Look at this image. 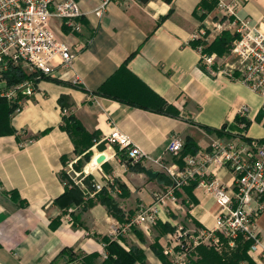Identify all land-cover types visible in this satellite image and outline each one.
I'll use <instances>...</instances> for the list:
<instances>
[{
  "label": "crops",
  "instance_id": "obj_1",
  "mask_svg": "<svg viewBox=\"0 0 264 264\" xmlns=\"http://www.w3.org/2000/svg\"><path fill=\"white\" fill-rule=\"evenodd\" d=\"M74 1L81 12L80 32H69L58 18L50 20L55 38L69 43L75 52L71 68L57 66L53 77L38 81L34 96L13 111L8 131L0 133V264H65L56 259L64 248H72L76 255L70 264H103L104 237L126 252L139 249L144 264H165L155 251L173 264L164 251L176 231L213 229L219 208L198 180L175 191L174 201L166 199L153 220L132 224L138 212L152 206L155 196L170 186L162 165L179 169L187 156L208 151L215 135L204 127L226 126L232 134L239 132L234 119L243 108L249 126L240 132L264 139L261 96L223 74V67H214L213 76L202 71L204 56L213 57L217 65L222 56L202 54L189 43L199 40L209 45L224 31L235 34L238 20L264 30V0H217L212 11L197 15L193 12L201 0L119 1L109 3L102 17L95 14L99 0ZM220 1L234 6V13L221 9ZM233 62L224 61L223 66ZM123 65L149 92L127 77L116 79L112 92L145 106L155 103L154 94L176 108L178 116L91 94ZM60 97L66 98L67 108L59 106ZM68 115L95 137L87 150L88 161L60 128ZM114 133L126 138L143 158L130 164L121 161L106 140ZM172 136L183 145L190 143L189 150L170 156L166 147ZM100 155L105 159L97 164ZM209 170L213 176L204 183L215 176L228 190H235L231 172L215 165ZM147 172L157 176L150 178ZM71 187L81 192L82 200L63 209L57 200ZM102 197L115 203L117 215L108 211ZM255 224L264 240V205ZM219 239L221 252L199 247L186 264H214L206 259L208 251L229 257L246 243L229 247L222 236ZM246 256L239 264H254L249 247Z\"/></svg>",
  "mask_w": 264,
  "mask_h": 264
},
{
  "label": "built area",
  "instance_id": "obj_2",
  "mask_svg": "<svg viewBox=\"0 0 264 264\" xmlns=\"http://www.w3.org/2000/svg\"><path fill=\"white\" fill-rule=\"evenodd\" d=\"M132 3L137 0H99L95 10L102 17L109 3ZM246 1V0H242ZM219 7L229 14L230 7L219 2ZM81 12L74 0H0V100L6 102L13 111L20 109L22 103L30 100L38 81L53 77L55 68H71L75 52L67 42L57 40L51 28V18H58L69 32H80ZM238 37L231 43L229 55L234 59L225 64L221 72L232 80L246 85L261 96L264 101V30L250 26L248 20H238L235 32ZM201 47L198 48L201 51ZM206 63L213 57L204 56ZM236 74V76H234ZM76 81V80H75ZM76 83V82H75ZM246 109L239 115L244 117ZM227 130V129H226ZM237 137L212 140L208 151L189 155L179 169L169 170L162 165L171 179L164 193L157 194L152 206L142 209L132 220V224L142 225L153 220L158 207L166 204V199L174 201V192L194 181L210 194L218 205V214L213 229H198L192 232L177 230L169 240L164 253L173 264H186L189 256L199 247L223 250L222 236L229 247L238 241L249 243V252L254 264H264V240L257 232L256 219L264 205V139L247 138L244 132ZM110 146L116 145L126 151L124 163L139 162L143 154L133 149L126 138L117 133L106 138ZM183 149L178 136H172L166 152L177 157ZM222 167L231 172L235 190L230 191L214 176L210 166ZM251 203L256 207L252 209ZM244 264H250L248 262Z\"/></svg>",
  "mask_w": 264,
  "mask_h": 264
},
{
  "label": "trees",
  "instance_id": "obj_3",
  "mask_svg": "<svg viewBox=\"0 0 264 264\" xmlns=\"http://www.w3.org/2000/svg\"><path fill=\"white\" fill-rule=\"evenodd\" d=\"M139 3L145 4L150 0H137ZM166 4L172 3L173 0H163ZM217 5V0H201L199 4L196 6L194 10V14L197 15L198 11L201 12H210L212 11L215 6ZM203 15L200 16V18L203 19ZM238 37V35L230 34L229 32H222L218 37L214 39V41L206 45L203 42H200L199 40L191 41L189 44L193 49H198L201 47V53L210 55L212 53H215L218 56L223 55L226 53L231 46V43ZM202 71H205V69L202 66V63L199 67ZM210 74V73H209ZM212 75V74H210ZM213 76V75H212ZM236 76V74L234 75ZM130 78V79H136L131 75V73L127 70L126 66L123 65L115 72L96 92H92V95L95 96H102V97H108L110 99L116 100L118 102L125 103L130 106L134 107H140L143 109H151L155 112L168 115L171 117H177L178 111L173 106L167 104L165 101H163L161 98L157 97L154 94H151L152 101L154 100L155 103L153 105L145 106L144 103H141V101H135L128 96L121 97L117 95L116 93L112 92L110 90V87L114 83V81L118 78ZM137 80V79H136ZM138 81V80H137ZM139 86L146 91L147 88L141 84V82L138 81ZM80 90H83L82 88H79ZM58 104L61 107V109L67 108L66 104V98L60 97L58 100ZM13 113V108L8 106L5 101L0 100V133L8 131V119L9 116ZM234 123L240 127L241 131H246L249 126V121L245 117H241L239 114L235 116ZM63 131L67 132L69 134L70 138L72 139L74 145H75V151L78 149L79 154H83L84 161H88L90 158L89 151H87L92 146V142L95 139L93 135H88L85 133L81 125L76 121L74 116L68 115L63 116V124L60 127ZM226 126H222L221 129L215 130L208 127H204L203 129L214 135H219L218 137H225V138H232L227 137L225 134H223L222 130H224ZM224 135V136H223ZM190 143L187 142L184 143L183 149L186 151L189 150ZM113 149L115 150V154L119 156L121 161H124L126 159V151L125 150H119L116 145L113 146ZM192 153H196L195 151ZM127 164H130L127 160ZM103 196H106V194L102 193ZM82 200V194L79 190H77L75 187L66 188L65 192L62 194V196L57 200V203L61 206V208L65 209L68 206H71L73 204H79ZM102 202L105 203L108 211L110 213H113L114 215H117V208L115 203L110 200L109 198L102 197ZM52 228H54V225H51ZM102 243L105 247L106 252V259L103 264H144V257L143 253L136 248L131 249L129 252H126L123 250L119 245H117L114 241L110 240L109 238H102ZM249 247V243H245L236 250L235 253H233L231 256H219L215 254L213 251H208L206 255V259L210 260L214 264H239L241 261L246 260V249ZM157 252V255L160 256V258L163 260L165 264H168V262L165 260V258L160 254L159 251ZM206 253V252H205ZM56 259H62L65 264H70L73 261H75L76 255L72 248H64L60 251ZM55 259V260H56ZM54 260V261H55ZM80 264H86L84 262H80Z\"/></svg>",
  "mask_w": 264,
  "mask_h": 264
},
{
  "label": "rangeland",
  "instance_id": "obj_4",
  "mask_svg": "<svg viewBox=\"0 0 264 264\" xmlns=\"http://www.w3.org/2000/svg\"><path fill=\"white\" fill-rule=\"evenodd\" d=\"M221 14V13H220ZM222 56V61L221 62H219L218 63V65L217 64H213V62H211V63H206L205 61H203V64H202V66H203V68L204 69H206V71L207 72H209L210 74H212V70H213V68L214 67H224L223 66V62L224 61H234L233 60V58L229 55V50L226 52V53H224L223 55H221ZM221 56H219V57H221ZM222 132H223V134H225L227 137H237L236 136V134H238V132L237 133H234V134H232L230 131H228V130H222ZM219 135H215L214 136V138L215 139H218V138H224V137H218ZM224 136V135H223Z\"/></svg>",
  "mask_w": 264,
  "mask_h": 264
},
{
  "label": "water",
  "instance_id": "obj_5",
  "mask_svg": "<svg viewBox=\"0 0 264 264\" xmlns=\"http://www.w3.org/2000/svg\"><path fill=\"white\" fill-rule=\"evenodd\" d=\"M105 159V157L103 155H100L99 157L96 158L95 162L97 164H100L103 160ZM131 162V160H129ZM147 176H149L150 178H154L157 176L156 172H147Z\"/></svg>",
  "mask_w": 264,
  "mask_h": 264
}]
</instances>
